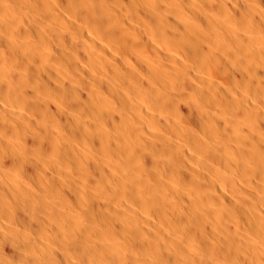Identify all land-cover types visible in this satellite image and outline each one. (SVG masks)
I'll use <instances>...</instances> for the list:
<instances>
[{
    "label": "bare ground",
    "instance_id": "1",
    "mask_svg": "<svg viewBox=\"0 0 264 264\" xmlns=\"http://www.w3.org/2000/svg\"><path fill=\"white\" fill-rule=\"evenodd\" d=\"M0 264H264V0H0Z\"/></svg>",
    "mask_w": 264,
    "mask_h": 264
}]
</instances>
